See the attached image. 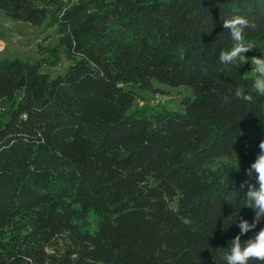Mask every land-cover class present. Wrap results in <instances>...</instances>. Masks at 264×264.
<instances>
[{
  "label": "trees",
  "instance_id": "trees-1",
  "mask_svg": "<svg viewBox=\"0 0 264 264\" xmlns=\"http://www.w3.org/2000/svg\"><path fill=\"white\" fill-rule=\"evenodd\" d=\"M0 10L56 26L72 60L54 78L43 58L0 61V264H226L239 220L255 217L243 206L258 187L247 169L264 96L251 60L219 63L232 47L223 21L246 17L259 50L264 0H0ZM153 82L191 91L181 112L132 109ZM241 85L253 103L235 97Z\"/></svg>",
  "mask_w": 264,
  "mask_h": 264
},
{
  "label": "rangeland",
  "instance_id": "rangeland-1",
  "mask_svg": "<svg viewBox=\"0 0 264 264\" xmlns=\"http://www.w3.org/2000/svg\"><path fill=\"white\" fill-rule=\"evenodd\" d=\"M60 1L65 9L74 0ZM59 36L56 26L47 27L46 24L34 26L24 21H12L0 10V61L18 59L24 63L34 64L43 58L45 61L41 63L40 72L47 73L51 78L62 75L72 64V60L65 56L64 47L59 46ZM53 48H55L54 53L57 54L56 61L50 59L48 51ZM252 51L256 53L261 51L259 56L264 57V45L259 50L255 47ZM245 56L247 61L251 59L247 53ZM48 61L54 63L49 64ZM244 64L241 63L239 66ZM249 74L253 76L251 71ZM152 86L156 90L155 92H137L132 109H145L149 112H181L183 109L182 100L191 97V91L185 87L172 88L155 82L152 83Z\"/></svg>",
  "mask_w": 264,
  "mask_h": 264
},
{
  "label": "clouds",
  "instance_id": "clouds-1",
  "mask_svg": "<svg viewBox=\"0 0 264 264\" xmlns=\"http://www.w3.org/2000/svg\"><path fill=\"white\" fill-rule=\"evenodd\" d=\"M223 27L230 33L232 47L230 50H222L219 54V63L225 67L229 65L247 63L245 53L255 49L251 42L245 40V30L255 27L246 17L236 15L223 21ZM254 76L252 88L261 96H264V57H251ZM235 97L246 103H253L254 98L251 93H247L244 86H238L235 89ZM229 97H225V103L229 102ZM256 175L257 184L250 185L245 197L243 207H248L255 211L253 222L246 219H240L238 227L240 233L229 241L228 251L222 253V259L226 264H250V261H258L264 264V228H260L255 235L247 241L241 240V237L249 231L257 228V225L264 221V140L259 143V153L255 161L247 169V175L251 177Z\"/></svg>",
  "mask_w": 264,
  "mask_h": 264
}]
</instances>
